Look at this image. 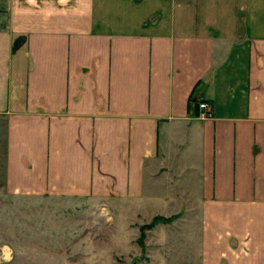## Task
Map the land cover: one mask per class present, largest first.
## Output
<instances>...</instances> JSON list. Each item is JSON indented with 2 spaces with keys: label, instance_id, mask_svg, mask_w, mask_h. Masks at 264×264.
<instances>
[{
  "label": "crops",
  "instance_id": "1",
  "mask_svg": "<svg viewBox=\"0 0 264 264\" xmlns=\"http://www.w3.org/2000/svg\"><path fill=\"white\" fill-rule=\"evenodd\" d=\"M0 211V264H264V0H0Z\"/></svg>",
  "mask_w": 264,
  "mask_h": 264
},
{
  "label": "rangeland",
  "instance_id": "2",
  "mask_svg": "<svg viewBox=\"0 0 264 264\" xmlns=\"http://www.w3.org/2000/svg\"><path fill=\"white\" fill-rule=\"evenodd\" d=\"M42 212V211H41ZM33 216L34 218H38L39 217V211H37L36 209L32 210ZM45 213V212H44ZM5 214L2 213V211H0V238L6 236L8 237V234L11 232L12 234L14 233L13 229H8V227L3 228V226L1 225L2 222H4V216ZM61 215H63V219L61 217ZM59 220H64L68 217L67 214H58ZM73 221H78L75 218L73 219ZM154 223H145L144 225H142L138 230H136L135 233V239L136 242H138V250L135 248L133 251L137 252L135 255H132L131 258L128 259H122L123 257L125 258V255H122V257L120 255L117 254H113L114 253V245H111L110 247L108 246L109 250L111 251V255H107L108 259H106V261H93V262H88V261H74L73 264H150L152 262H150L148 260V256L146 255V253L148 252L146 249V245H145V240L147 235L150 233V229L152 228L151 226ZM56 229H54L55 231ZM73 232V230H65L63 231L62 235L64 236H68L67 234L70 235V233ZM75 232H77L75 230ZM78 232H81V229L78 230ZM129 232H131V230H129ZM102 233V232H101ZM114 233V228H108L105 230V236L109 237V236H113ZM55 234V232H54ZM135 241V240H134ZM140 250V251H139ZM140 252V253H139ZM111 256V257H110ZM19 263V262H16ZM67 263V262H66Z\"/></svg>",
  "mask_w": 264,
  "mask_h": 264
},
{
  "label": "built area",
  "instance_id": "3",
  "mask_svg": "<svg viewBox=\"0 0 264 264\" xmlns=\"http://www.w3.org/2000/svg\"><path fill=\"white\" fill-rule=\"evenodd\" d=\"M198 108H199V112H198V115L199 116H206L207 115V103L204 102V101H200L198 103Z\"/></svg>",
  "mask_w": 264,
  "mask_h": 264
}]
</instances>
